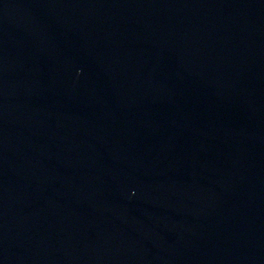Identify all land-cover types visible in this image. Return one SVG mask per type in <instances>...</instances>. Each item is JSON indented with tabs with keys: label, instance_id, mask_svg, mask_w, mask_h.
<instances>
[{
	"label": "water",
	"instance_id": "95a60500",
	"mask_svg": "<svg viewBox=\"0 0 264 264\" xmlns=\"http://www.w3.org/2000/svg\"><path fill=\"white\" fill-rule=\"evenodd\" d=\"M0 264H264V0H0Z\"/></svg>",
	"mask_w": 264,
	"mask_h": 264
}]
</instances>
